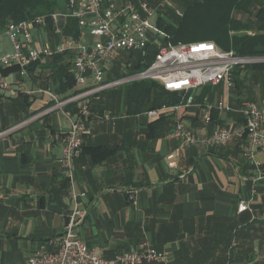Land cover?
I'll use <instances>...</instances> for the list:
<instances>
[{
  "label": "crops",
  "instance_id": "0c3cea01",
  "mask_svg": "<svg viewBox=\"0 0 264 264\" xmlns=\"http://www.w3.org/2000/svg\"><path fill=\"white\" fill-rule=\"evenodd\" d=\"M32 32L38 47H55L60 40L53 29L33 27ZM1 36L9 39L12 50L5 51L0 42V54L12 52L10 38L4 31ZM45 61L29 66L15 95L0 91V262L5 264H23L38 251H56L73 202L60 158L70 127L68 113L76 104L43 112L52 102L39 90L51 89L60 99L74 93L59 92L60 79L42 69ZM117 61L109 76L115 75ZM15 66L0 65V78L22 80L18 66L3 70ZM203 87L195 91V105L165 115L175 122L183 119L197 135L244 123L236 110L214 111L216 117L207 123L208 105L215 106L226 87L211 85L205 94ZM233 87L229 102L236 109ZM256 94L257 100L264 97L259 88ZM102 97L91 101L83 152L76 161V186L87 192L81 232L88 244L110 259L149 240L170 252L169 264L263 262L264 178L257 181V172L244 158L246 138L236 135L227 145L207 149L184 146L168 137L165 120L150 121L144 112L128 114L122 105L102 109L96 103ZM176 149L177 166L169 167L167 156ZM258 158L264 173V148ZM242 197L251 199L250 208L239 213ZM251 255L255 259L249 263Z\"/></svg>",
  "mask_w": 264,
  "mask_h": 264
},
{
  "label": "built area",
  "instance_id": "2783aa9c",
  "mask_svg": "<svg viewBox=\"0 0 264 264\" xmlns=\"http://www.w3.org/2000/svg\"><path fill=\"white\" fill-rule=\"evenodd\" d=\"M160 5H165V0L159 1L156 5H151L146 0H125L107 5L103 0H67L64 12L59 10L50 16H38L34 21H11L7 24L4 32L12 41L14 50L0 54V65L17 64L22 80L10 82L0 78V91L7 90L11 95H15L16 86L23 85V78L28 76L30 65L66 50L74 51L73 70L76 85L80 87L74 95L65 99H60L51 89L39 90L46 93L52 102L43 112L63 109L70 103L76 104L74 112L68 113L70 127L63 137V153L60 158L65 176L71 183L73 202L63 233L56 242L57 250L38 251L23 264H143L154 261L169 264L170 262V252L156 248L149 240L139 243L129 251L117 254L112 259L106 258L99 249L90 246L82 235L81 226L86 217L83 198L87 192L76 186V161L83 152L87 121L92 113L91 101L106 89L131 81L154 79L163 84L166 90L182 95L181 102L176 105L165 104L145 111L148 120L152 121L176 109H187L195 105L194 94L197 89L209 84L223 83L226 92L215 106L208 105L206 122H212L211 109L217 108L219 111H238L244 123L217 126L210 133L197 135L183 119H178L168 137L184 146L207 149L227 145L236 135L246 134L244 158L257 172L256 180L261 181L264 178L258 158V151L264 148V97L259 100H244L236 109L229 102V89L234 85V68L247 63L262 62L264 57L241 56L234 50L222 49L214 41L170 43L161 47L155 60L146 68L129 72L127 67H124L126 73L121 77L109 78L112 67L122 51L144 49L153 41V34L164 33L158 25L159 17L155 23L151 22V17L158 12ZM176 13L179 16L184 15V11L181 10H177ZM62 16L78 19L81 28L79 38L71 36L64 42L57 43L55 47L49 44L36 46L32 24L46 28L51 21L55 26L54 31L60 33L62 27L58 24ZM110 117L111 115H108V118ZM178 154L179 149H176L167 156L169 167L177 166ZM129 198L134 201L135 195L131 194ZM250 200L245 197L240 198L237 211L239 213L247 211L250 208ZM0 264L5 263L0 262Z\"/></svg>",
  "mask_w": 264,
  "mask_h": 264
},
{
  "label": "trees",
  "instance_id": "16d2710c",
  "mask_svg": "<svg viewBox=\"0 0 264 264\" xmlns=\"http://www.w3.org/2000/svg\"><path fill=\"white\" fill-rule=\"evenodd\" d=\"M119 1L125 0H103L106 5ZM146 1L156 5L161 0ZM181 2L184 15L178 16L179 20L175 24L165 22L159 17L158 25L164 33L156 34L155 41L144 49L135 50L139 51L137 56L134 55L135 51H122L121 59L116 60L117 68L113 77H121L125 74L124 67H127L129 72L146 68L155 60L161 47L170 43L214 41L222 49L234 50L241 56L264 57V0H181ZM60 8L59 0H0V32L4 31L11 21H34L38 16H50ZM58 25L62 27L60 33L55 32L60 36L58 43L64 42L71 36L79 38L81 28L76 17H62ZM33 27L39 26L32 24ZM46 28L55 30L51 21ZM73 57L72 50L57 52L47 56L46 61L41 65L45 72L52 71L49 75L59 77L61 88L59 92L71 89L75 94L78 91ZM17 66L3 70L7 73ZM233 81V91L237 95L238 106L244 100H257V88L260 89L261 95H264V61L236 66L233 70ZM210 87L211 85L204 86L203 94L207 93ZM203 94L199 98H202ZM98 96H103L96 102L98 106H102V109L122 105L128 114H138L165 104L176 105L182 99L180 93L166 90L163 84L154 79L123 83L100 92L96 97ZM214 111L218 113L219 109H213L212 119L216 117ZM160 120H165L171 132L175 124L174 117L163 115L155 122ZM155 122H150L149 126ZM219 122L221 123L222 120ZM240 136L247 140L246 134ZM250 222L252 223H248L251 227L256 221ZM254 259L255 257L251 255L248 257V262H254ZM263 262L254 264H263Z\"/></svg>",
  "mask_w": 264,
  "mask_h": 264
},
{
  "label": "rangeland",
  "instance_id": "374dc122",
  "mask_svg": "<svg viewBox=\"0 0 264 264\" xmlns=\"http://www.w3.org/2000/svg\"><path fill=\"white\" fill-rule=\"evenodd\" d=\"M66 3L67 0H59V5L62 7V9H65ZM182 5L183 3L181 0H165V5L159 6L158 12L151 17V22L155 23L157 17H161L165 22L175 24L179 20V15L176 13V11H184V7H182ZM0 42L1 47H3L5 51L12 50V45L6 36H1ZM138 52L139 51H135L134 55L137 56ZM120 55L118 57L119 59H121Z\"/></svg>",
  "mask_w": 264,
  "mask_h": 264
}]
</instances>
